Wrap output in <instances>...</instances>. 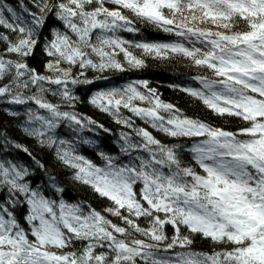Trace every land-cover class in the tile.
<instances>
[{
    "label": "snow or ice",
    "instance_id": "6c2138e0",
    "mask_svg": "<svg viewBox=\"0 0 264 264\" xmlns=\"http://www.w3.org/2000/svg\"><path fill=\"white\" fill-rule=\"evenodd\" d=\"M29 3L36 11L23 0H0V103L21 106L9 114L23 115L24 135L106 204L68 199L47 166L0 131V264H264V0ZM138 23L169 39L121 35L139 33ZM45 29V68L55 75L28 63ZM130 49L187 60L201 70L190 78L195 86L172 87L242 126L188 116L136 79L89 98L122 129L116 153L83 136L111 130L75 110L74 89L96 83L88 70L143 68ZM82 145L95 149L99 163ZM196 237L218 247L197 250Z\"/></svg>",
    "mask_w": 264,
    "mask_h": 264
},
{
    "label": "trees",
    "instance_id": "16d2710c",
    "mask_svg": "<svg viewBox=\"0 0 264 264\" xmlns=\"http://www.w3.org/2000/svg\"><path fill=\"white\" fill-rule=\"evenodd\" d=\"M14 4L15 0H11ZM25 4L33 11L29 0H23ZM111 7V5H108ZM57 22H52V26L55 27ZM140 31L137 34L133 33H122L121 35L128 40H146V41H159L168 40L167 34L160 32L150 25L143 23H138L136 25ZM206 27L208 25H205ZM44 38L50 37V29L42 30V38L40 44L35 49L34 55L28 58V63L31 67L35 68L38 72L45 75H55L54 72H49L45 68V64L49 60V57L45 54L43 49ZM134 55L143 58L145 60V66L140 69H128L126 71H105L103 73L96 72L93 70L87 71V77L89 79L96 80L94 85H79L74 89L75 94L78 97V101L75 104V110L85 116L91 117L98 123L103 124L105 128L110 129V133H105L99 131V135L93 133L84 132L83 136L86 138L96 140L100 147L106 151L116 153L118 145L115 143L117 136L121 127L114 123L113 119L105 113L100 112L98 109L93 107L89 103V98L93 92L98 90V88H106L113 86H122L126 82L136 80V79H146L149 81L150 86L158 90L161 98L166 101L177 105L185 114L191 117L200 118L209 123L217 126H223L229 130H234L239 126H242V122L236 118L231 117H218L206 109L200 102L194 100L188 95L176 90L172 85L185 84L191 81V76L196 74L200 69H196L190 66L189 62L183 58H171V59H156L153 57H144L138 49H130ZM123 61V57H118ZM62 68H67L68 66L61 65ZM73 74L79 72L78 68H72ZM97 77H105L106 79H97ZM189 80V81H188ZM193 86V85H192ZM49 99L56 102L57 98L49 96ZM10 110L23 111L21 106L7 105L6 103H0V131L6 132L8 137L14 142H18L27 146L32 154L44 163L48 172L55 175L57 180L66 189L67 198L70 200H84L91 203L94 207L100 209L106 204L105 201L98 199L91 190L85 186L77 184L71 178V172L69 169H65L60 165L54 158L52 150L47 148L41 149L34 140L26 137L22 131L21 121L24 120L23 115L19 117H13L9 114ZM139 124L140 121H137ZM151 130V129H150ZM61 134L68 138L69 131L67 128L59 130ZM158 138L165 139L166 141L170 138H165L159 133H154ZM181 142V141H176ZM2 143V141H0ZM80 152L87 156L88 158L99 163L98 157L95 155V149L92 146L82 145L80 147ZM12 154L23 161L30 163L29 158L23 153L13 151ZM37 175H43L42 172L37 170ZM119 222V221H117ZM142 226H146V221H140ZM166 231L169 235L172 234L171 226H167ZM193 247L197 250H211L214 247H218L209 240L201 239L199 237L195 238V243Z\"/></svg>",
    "mask_w": 264,
    "mask_h": 264
},
{
    "label": "rangeland",
    "instance_id": "374dc122",
    "mask_svg": "<svg viewBox=\"0 0 264 264\" xmlns=\"http://www.w3.org/2000/svg\"><path fill=\"white\" fill-rule=\"evenodd\" d=\"M188 84H191V85L195 86V84L192 81H189Z\"/></svg>",
    "mask_w": 264,
    "mask_h": 264
}]
</instances>
